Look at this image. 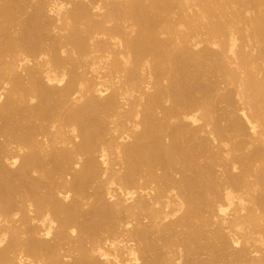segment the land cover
<instances>
[{"label":"bare ground","instance_id":"6f19581e","mask_svg":"<svg viewBox=\"0 0 264 264\" xmlns=\"http://www.w3.org/2000/svg\"><path fill=\"white\" fill-rule=\"evenodd\" d=\"M0 120V264H264V0H0Z\"/></svg>","mask_w":264,"mask_h":264},{"label":"rangeland","instance_id":"374dc122","mask_svg":"<svg viewBox=\"0 0 264 264\" xmlns=\"http://www.w3.org/2000/svg\"><path fill=\"white\" fill-rule=\"evenodd\" d=\"M31 4H33V2H32ZM29 13H31V8H30V7L26 9L25 15H23L22 17H20V21H24V20L27 18V16L29 15ZM19 30H20V29H19L18 27H15V28H14L13 31H14L15 35L19 32ZM46 34H47V37H48V38H50V37L53 36V32H51V31H47ZM43 44L46 46V45L49 44V41L46 40ZM163 86H166V83H163ZM164 105H165V106H169L170 104H169L168 102H166V103H164ZM157 117L160 118L161 115H160L159 113H157ZM171 122L174 123V121H171ZM1 124H2V121L0 120V125H1ZM222 125H224V123H222ZM164 140H165L166 142L168 141L167 138H165ZM239 140H241V138H237V139H235V141H239ZM2 141H3V139H2V137H1V138H0V146H2V145H1V144H2ZM198 161H199L200 164H203V163H204V159H203V158H199ZM160 174H161V172H160V170H158V171H157V175H160ZM186 174L189 175L190 173L187 172ZM172 176H173L175 179H178V177H179L176 173H172ZM43 192H45V190H43ZM92 193H93L92 188H89V189L87 190V193H86V194H87V196H89V195H92ZM89 202H90V200H88L87 203H89ZM85 209L88 210L89 208L86 207ZM177 232H178V234H181V233H182V231H180V230H178ZM51 242H52V241H51ZM202 242H203V240H199V243H200V244H201ZM156 244H157V247H158V248H161L159 242H157ZM87 246H88V245H87ZM67 247L70 248V246H68V245L64 246L63 248H67ZM160 250H162V252H164V253H167L166 250H163V249H160ZM173 250H175V252H176V251L178 250V248H173ZM73 255H74V254H72V256H73ZM190 257H191L192 259L207 260V259L210 258V255H209L208 253H206L205 251H202V250H200L199 248H196V250L193 252V254L190 255ZM218 264H225V260H224V259L219 260V261H218Z\"/></svg>","mask_w":264,"mask_h":264}]
</instances>
